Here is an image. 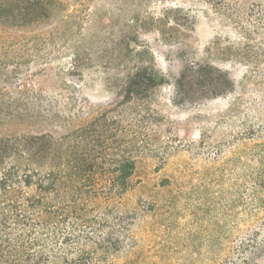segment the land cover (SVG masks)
<instances>
[{
    "label": "rangeland",
    "instance_id": "obj_1",
    "mask_svg": "<svg viewBox=\"0 0 264 264\" xmlns=\"http://www.w3.org/2000/svg\"><path fill=\"white\" fill-rule=\"evenodd\" d=\"M43 2L35 24L0 23V141L47 134L110 165L127 147L135 164L113 200L97 180L107 165L82 184L91 198L60 219L71 252L90 264H264V0ZM170 8L188 24L140 29ZM139 65L165 83L129 95ZM201 66L230 90L198 95Z\"/></svg>",
    "mask_w": 264,
    "mask_h": 264
},
{
    "label": "trees",
    "instance_id": "obj_2",
    "mask_svg": "<svg viewBox=\"0 0 264 264\" xmlns=\"http://www.w3.org/2000/svg\"><path fill=\"white\" fill-rule=\"evenodd\" d=\"M203 1L226 4L225 0ZM47 9L43 0H0V23L23 28L39 22ZM165 11V15L153 20V26L140 29L169 27L171 31L172 24H188L181 9ZM192 73L193 86L200 96H218L230 90L226 74L219 70L201 66ZM164 83V76L152 66L139 65L129 76L128 94H135L137 87L149 89ZM180 93L185 95L183 89ZM60 140L42 134L0 141V264H90L86 251L71 252L77 243L71 240V233L60 227L61 216L66 223L71 221L72 211L91 198L82 184L92 173L104 171L106 165L109 177L97 180L108 198L120 197L129 188L135 164L127 147L110 165L104 156H80ZM101 151L96 154L102 155Z\"/></svg>",
    "mask_w": 264,
    "mask_h": 264
},
{
    "label": "water",
    "instance_id": "obj_3",
    "mask_svg": "<svg viewBox=\"0 0 264 264\" xmlns=\"http://www.w3.org/2000/svg\"><path fill=\"white\" fill-rule=\"evenodd\" d=\"M64 63L66 64V67L64 68L65 70H69V69H72L73 66L71 64V59L70 58H67L64 60Z\"/></svg>",
    "mask_w": 264,
    "mask_h": 264
}]
</instances>
